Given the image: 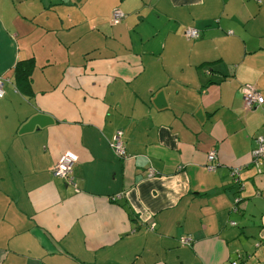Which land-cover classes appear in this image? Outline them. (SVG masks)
I'll list each match as a JSON object with an SVG mask.
<instances>
[{"label":"crops","instance_id":"crops-1","mask_svg":"<svg viewBox=\"0 0 264 264\" xmlns=\"http://www.w3.org/2000/svg\"><path fill=\"white\" fill-rule=\"evenodd\" d=\"M0 77V264H264V0H0Z\"/></svg>","mask_w":264,"mask_h":264},{"label":"built area","instance_id":"built-area-1","mask_svg":"<svg viewBox=\"0 0 264 264\" xmlns=\"http://www.w3.org/2000/svg\"><path fill=\"white\" fill-rule=\"evenodd\" d=\"M123 18V14L114 10L110 16V24L115 25L118 24ZM187 36L190 38L197 37L196 30H187L185 32ZM4 81L0 77V99L4 96ZM242 97L244 102V109L246 111H251L254 108L259 107L263 104L262 96L250 85H246L242 88ZM110 149L114 156L118 159H125L127 157L124 145L122 143V133L117 131L113 136L112 141L110 142ZM264 157V134L259 135L256 139V149L253 151L251 155V162L258 166L260 164L259 161ZM216 159V154L210 153L207 156L208 161H214ZM76 155L67 153L63 155L59 161L54 165H52L49 169L50 173L54 177L61 178L65 181L66 184L75 186L74 178H73V167L76 164ZM212 169V166L209 167ZM238 172V168L233 169L231 175H236ZM187 242V241H186ZM235 264V263H233Z\"/></svg>","mask_w":264,"mask_h":264},{"label":"trees","instance_id":"trees-1","mask_svg":"<svg viewBox=\"0 0 264 264\" xmlns=\"http://www.w3.org/2000/svg\"><path fill=\"white\" fill-rule=\"evenodd\" d=\"M116 10L113 9V11ZM112 11V12H113ZM122 13V12H121ZM112 14V13H111ZM123 14V13H122ZM123 18H124V14H123ZM122 18V19H123ZM122 21V20H121ZM120 21V22H121ZM119 22V23H120ZM187 30H193V29H187ZM197 37L196 38H190L189 36H187L186 34L184 35V37L188 40H192V41H196L199 39L200 37V33L197 31ZM34 68V63L31 59H28V60H25V61H21V62H17L15 67L13 68L12 70V75H13V79H14V83H15V87L17 88V90L22 93L23 95L25 96H30L29 93H30V89H31V79H30V73L32 71V69ZM264 101V99H263ZM264 104V102H263ZM262 104V105H263ZM262 105H260L259 107H261ZM243 106H244V102H243ZM258 108V107H257ZM257 108H254L253 110L251 111H246L243 107V110L245 112H252L254 110H256ZM264 134V131L259 134V135H262ZM115 135V134H114ZM113 135V136H114ZM258 135V136H259ZM257 136V137H258ZM256 137V139H257ZM255 139V140H256ZM123 143V141H122ZM256 149V148H255ZM254 151V150H253ZM211 153H214L216 154L215 152H211ZM253 152H251V155H252ZM210 153L207 154V156L209 155ZM252 160V159H251ZM216 161V159L214 161H208L207 160V164H206V169L208 171H214L215 170V164L214 162ZM260 164L258 166L254 165L252 162L249 163L250 167L253 169L254 173H255V176H261L263 175L264 173V157L261 159V161H259ZM212 166V169H209V167ZM232 172V170H231ZM242 172L243 170L241 168H238V172L236 175H231L230 174V181H231V184L235 187V190L237 192L236 194V197L234 198V201L233 203L235 205H237L240 200H241V194L242 192L244 191L245 189V184L242 180ZM237 209L235 208L234 212H236ZM234 225V224H233ZM187 241V242H186ZM181 244L183 245H190L191 244V239L189 238H183L181 239V241H179Z\"/></svg>","mask_w":264,"mask_h":264},{"label":"rangeland","instance_id":"rangeland-1","mask_svg":"<svg viewBox=\"0 0 264 264\" xmlns=\"http://www.w3.org/2000/svg\"><path fill=\"white\" fill-rule=\"evenodd\" d=\"M67 153L74 154V153H72V152H70V151H67V152L63 153V154L57 159V161L54 163V165L59 161V159H60L63 155H65V154H67ZM121 160H122V159H121ZM76 161H77V156H76Z\"/></svg>","mask_w":264,"mask_h":264}]
</instances>
